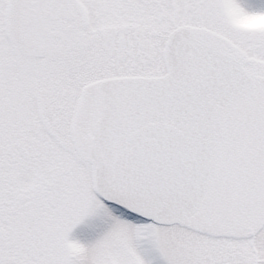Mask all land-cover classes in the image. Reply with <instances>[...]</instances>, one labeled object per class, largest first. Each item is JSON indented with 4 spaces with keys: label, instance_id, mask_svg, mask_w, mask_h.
<instances>
[{
    "label": "snow or ice",
    "instance_id": "6c2138e0",
    "mask_svg": "<svg viewBox=\"0 0 264 264\" xmlns=\"http://www.w3.org/2000/svg\"><path fill=\"white\" fill-rule=\"evenodd\" d=\"M0 264H264V0H0Z\"/></svg>",
    "mask_w": 264,
    "mask_h": 264
}]
</instances>
